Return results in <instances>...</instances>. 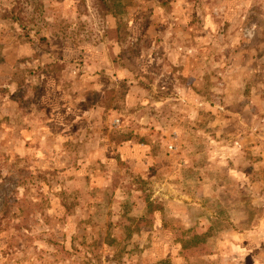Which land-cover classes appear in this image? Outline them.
<instances>
[{
	"label": "rangeland",
	"instance_id": "rangeland-1",
	"mask_svg": "<svg viewBox=\"0 0 264 264\" xmlns=\"http://www.w3.org/2000/svg\"><path fill=\"white\" fill-rule=\"evenodd\" d=\"M0 264H264V0H0Z\"/></svg>",
	"mask_w": 264,
	"mask_h": 264
}]
</instances>
